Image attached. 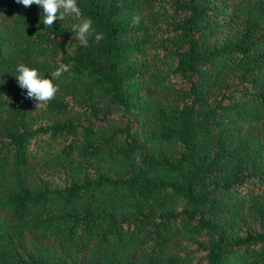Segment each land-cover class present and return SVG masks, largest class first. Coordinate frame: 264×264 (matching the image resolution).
<instances>
[{
  "label": "trees",
  "instance_id": "16d2710c",
  "mask_svg": "<svg viewBox=\"0 0 264 264\" xmlns=\"http://www.w3.org/2000/svg\"><path fill=\"white\" fill-rule=\"evenodd\" d=\"M77 5L0 0V264H264V0Z\"/></svg>",
  "mask_w": 264,
  "mask_h": 264
},
{
  "label": "clouds",
  "instance_id": "9594fccd",
  "mask_svg": "<svg viewBox=\"0 0 264 264\" xmlns=\"http://www.w3.org/2000/svg\"><path fill=\"white\" fill-rule=\"evenodd\" d=\"M16 2L26 8L33 4L39 6L43 10L41 21L45 27L53 26L57 19L62 21L66 16L74 17L77 22L71 25V31L76 33V40L80 46L87 47L89 37L95 32L92 18L82 16L77 0H16ZM139 20V16H133L132 23L138 24ZM96 38L101 39L102 35L98 34ZM69 67L67 64H60L54 71L44 75L37 68L21 63L17 66L18 75L15 77L19 87L26 90V98L37 102V108L47 105L56 97L59 87L54 80L60 79L63 73L69 71Z\"/></svg>",
  "mask_w": 264,
  "mask_h": 264
}]
</instances>
